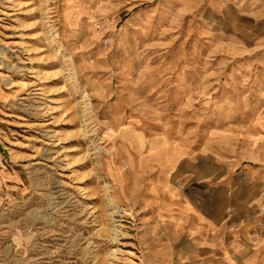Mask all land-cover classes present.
<instances>
[{"label": "rangeland", "instance_id": "374dc122", "mask_svg": "<svg viewBox=\"0 0 264 264\" xmlns=\"http://www.w3.org/2000/svg\"><path fill=\"white\" fill-rule=\"evenodd\" d=\"M204 212L264 216V0H0V264H213Z\"/></svg>", "mask_w": 264, "mask_h": 264}, {"label": "crops", "instance_id": "0c3cea01", "mask_svg": "<svg viewBox=\"0 0 264 264\" xmlns=\"http://www.w3.org/2000/svg\"><path fill=\"white\" fill-rule=\"evenodd\" d=\"M202 214L198 261L211 260L213 264H264V216L258 227H244L230 220L226 224H218L208 212ZM242 228L244 232L238 231ZM254 228L256 230L253 232ZM254 233H259V237L253 236Z\"/></svg>", "mask_w": 264, "mask_h": 264}]
</instances>
